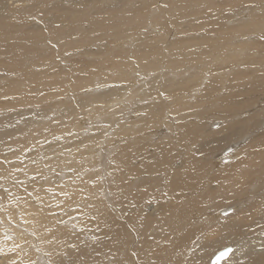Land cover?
<instances>
[{"label": "rangeland", "instance_id": "obj_1", "mask_svg": "<svg viewBox=\"0 0 264 264\" xmlns=\"http://www.w3.org/2000/svg\"><path fill=\"white\" fill-rule=\"evenodd\" d=\"M262 10H264V0H0V192L2 197L0 207L2 206V211L12 201L14 206H16L12 207V211L14 209L17 211L18 198L14 197L16 201L13 199L9 201L8 199L12 195L13 186V190L16 189L17 195H20L18 194L19 191H23L21 196L34 209L42 207L41 212L46 216L45 220L48 223L54 222L52 223L53 225L56 222L50 217L52 212L53 215H58L57 213H68L70 210H77L75 211L76 214L84 215L82 218L90 219V221L93 218L101 219L104 217L99 214L101 213V205L105 202V205L108 206V202L112 203L111 199L114 200V203L116 200L121 201L120 203L117 201L118 203L116 202V204H121L122 206L115 204V207L118 208L120 212L118 216L123 221L121 215L128 219L127 217L133 212V208H136L135 205L137 204L133 200V195L138 190L140 191V188L145 190V188L152 186L153 179H150V175L158 177L159 182L161 179L163 188L165 187L164 181L167 175L165 171L168 169H164L165 171L161 169L153 174L148 171V167L155 164L154 159L148 157V155L160 154L164 145L168 144L171 146L170 153L176 159L173 164L175 166L181 164V159H184V163L187 160L191 162L192 160L197 161L200 159L204 163L212 162V165L217 164L218 162H215V159L214 161L212 160L210 156L212 154L208 151V153L206 151L204 153V148L196 152L195 149L202 143V140L197 143L195 140V143H191L185 135V126L189 125L201 130L200 133H203L201 136L204 138L205 134L210 135L209 129L207 130L208 125H206L208 121L212 122L210 130L219 128L223 123L230 121L217 119L220 111L219 106L221 102L223 103V99L225 100L227 93L235 99L236 94L238 95L247 88V95L250 96L246 100L249 98L248 101L251 102L254 99L253 94L256 96L258 82L264 79V64H262L264 63V11ZM136 17L139 26H133L132 24L133 18ZM222 23H224L223 26ZM121 36L122 38H120ZM144 57L146 58L144 59ZM139 74H146V76L137 78ZM151 77H153V80L155 78L157 80L153 87L154 91L143 93L144 90H148V84L146 85L145 82L148 81L147 83H149L148 78ZM169 77L177 79L186 77V80L192 77L193 82L191 80L185 82L183 85L185 87L182 91L176 89L175 86L170 89L165 85L166 88H163L164 80ZM136 80L143 84L137 85ZM90 83L95 84L91 86ZM131 83L132 85H130ZM92 89L93 91H91ZM128 89L131 91L130 94H126ZM166 89L170 90V92H167ZM111 90L112 92L118 91L105 100L106 105H104L105 102L101 104V101L98 100L96 103L95 100L98 98L93 100L89 97L92 103H96L94 105L90 104L89 100L86 101L89 95L93 96V93L88 92H95L96 94V92ZM161 90H164L163 94L165 97ZM158 92L159 97H157ZM116 96L118 99H116ZM150 96L151 98L155 96V98L151 99ZM85 97L87 98L85 99ZM109 98H113L111 100L114 101L113 108L112 106L110 107L112 102H109ZM175 98L179 101H175ZM238 99L239 97L235 99L236 101L232 106L236 109L238 108L237 111H240L248 101L244 100V95H242L240 101ZM127 100L132 106L129 105ZM118 101L122 102L119 103ZM155 101L158 107H163L162 109L160 108L163 113L162 118L160 117L161 121L159 119L151 123L148 120V111L146 112L145 106L149 103L156 104ZM88 102L90 106L86 104ZM159 103L161 106H159ZM175 103L177 106L174 105ZM118 104L119 107L114 108ZM125 106L127 107L125 108ZM166 106H169L170 111ZM252 108L249 107L247 110L251 112ZM244 110L239 112V117L250 114L249 111ZM137 111L141 112L138 113ZM138 117L140 118L136 119ZM169 117L170 119L166 122ZM142 120L143 122H141ZM162 120L165 123H162ZM233 120L231 119L230 122ZM90 121L92 126H90ZM110 121L114 122L111 123ZM147 121L150 124H146ZM141 123H143V126ZM157 123L163 125V127L161 126L164 130L163 133L159 127L161 124L157 126ZM113 124L116 125L113 126ZM111 125L114 131H112ZM145 125H148V127L143 129ZM203 125L205 129H202L201 126ZM122 126L125 127L124 130L130 126L132 128L134 126L136 130L133 128L132 131L129 128L127 129L128 132L126 131V135L125 131L120 129ZM120 130L124 134H120ZM142 130L144 131L143 134ZM89 131H92V134ZM259 131L257 135L254 134L253 139L258 140L264 136L263 130L260 129ZM153 132H158L159 134L153 136ZM85 134H90L91 138L95 137L93 138L95 141L96 137H100L98 138L100 140L103 135L100 143L97 139L101 148L103 147L102 150H100L101 148L96 142L89 146V148L94 149L95 153L93 150L88 151V149L83 152V146L85 147V145L82 147L80 144L74 145V142L78 139H89ZM213 134L211 133L210 136L216 137L219 135ZM164 137H166L167 141L159 144ZM52 138L54 139L52 140ZM42 139H49V141L46 142L47 144H41L40 147ZM261 140L263 141V139ZM37 141L38 146L36 147ZM51 141H57L59 149L54 150L56 153L51 152L53 155L50 153L47 162H44L46 158H43V156H46V152L44 150L41 151V149ZM145 144L146 148H142ZM79 145L81 149L78 147ZM242 145H244L243 142ZM126 147L130 148L128 155L140 154V157L134 158L132 165H137V173L138 169L142 170L146 167L143 163L147 164V169L144 168L147 171L145 173L143 171L142 175H136L135 170L131 174L127 173L126 165H120L118 164L119 161L115 160V152L120 151L119 148H121L127 153ZM223 149H220L221 153ZM96 152L99 154L97 155ZM55 154L60 156H58L56 161L53 160L56 156ZM262 154L264 155V153ZM93 155L96 158H93ZM184 156L185 158H183ZM25 157H30L33 160V164L28 162ZM35 158H38V160ZM143 159L144 162L141 165L140 162ZM232 160L233 158L230 157L227 161ZM227 161L224 160L222 164L224 162L227 163ZM38 163H40V166L31 169L32 166ZM220 164L217 165V169L215 168L216 171L212 169L213 171L211 170L208 174H205L202 179L203 185L195 191L193 199L187 195L188 205L192 206L189 211L190 218L193 219L199 211L207 207L206 201L203 202L202 200V194L205 192L204 187L209 185L207 182H209L208 180L212 175L220 174L219 176L222 177L223 169L220 168ZM129 166H131L130 163ZM139 166L142 167L139 168ZM61 168L67 170L56 172ZM173 168L174 166L169 170ZM68 170L72 173V184L70 183L67 186L71 185L73 188L78 185L77 187L80 188V192L83 194L81 193L78 197H74L72 194L71 197L74 200H70L64 209L57 213H54V211L50 212L47 208L50 209L51 206L45 203L44 198L47 199L53 194L52 191L54 192V190L51 186L55 187L60 173L67 172L69 174ZM218 170L219 173L217 172ZM52 171L54 176H48ZM211 173H215V175H209ZM132 175L133 177H129ZM138 175L140 177L135 179ZM110 176L117 177L115 181L119 184H116V182L112 183V177ZM118 177H121V179H118ZM107 178L111 180H107ZM140 178L144 181L142 182ZM222 178L224 179L225 177ZM184 179L187 180L188 177ZM132 180H136L137 183L135 182L134 185L129 184V182H133ZM99 181L100 183L96 185V182ZM121 183L124 185L128 184V190L130 189L129 191L131 192L130 198L122 193L123 197H118L121 195V188L124 186ZM210 183V188H213V190L215 188V190L208 192L214 196L213 200H215L218 196L217 194L222 190L219 189L220 187L217 188V183L213 180ZM20 187L22 190H19L21 189ZM113 187L116 188L114 189ZM86 188L87 192L85 191ZM90 188L91 190H89ZM151 189L147 190L148 193L150 191L153 192L154 189ZM112 191L116 192V194ZM39 194L43 195L40 199ZM109 194L111 197H108ZM116 195L118 196L115 197ZM256 197L253 198L255 199ZM219 198L222 197H218L217 200ZM161 199L162 203H166L163 197ZM154 201L155 199L152 198V202ZM212 205L216 207L215 204ZM150 206L148 205V207ZM45 207L50 213L47 210H43ZM119 207L123 210L119 209ZM96 210L99 211L96 212ZM138 210L139 207L137 206L135 213H139ZM166 210L165 212L168 214L170 209ZM195 210L199 211L195 212ZM191 212L194 214L192 215ZM123 213L128 214L125 215ZM17 214L19 215V212ZM74 216L72 215V217ZM189 217L183 223L184 230L178 229L179 232H186L191 226L196 228L190 225L189 222L192 219ZM164 220L165 218L162 219L163 224L149 222V225L146 226L148 227L146 230H149V233H152L151 235H156L154 237L155 243L147 238L149 243L158 245L155 246L156 251H158V247L161 248L164 245L162 248H166L170 244L168 238L171 225ZM98 225L99 223L96 224V226ZM163 227L164 229H161ZM204 230L200 232L203 237L206 234ZM51 231L53 229L48 232ZM74 233H76L75 229ZM181 235H183V232ZM260 235L262 236V234ZM97 237L94 234L91 235L92 240L97 239ZM246 238H249L248 240L253 239L251 235ZM66 240L64 243L68 245V241L71 242V240H68V237H66ZM136 241L137 239L134 242L132 239L130 242L132 246L128 244L130 248L127 247L126 249L130 251L133 246L137 245L138 241ZM193 241V246L189 247V251L187 250V257H190V253H193L198 248L197 237ZM243 241L244 239L241 242ZM95 243L94 250H92L91 244L88 245L91 250L88 252L90 255L99 251V247L102 248L100 240H96ZM75 244L76 240L73 241L72 239L71 245L74 247ZM249 244L251 243H247L244 246L246 251L251 248ZM57 246H47L46 257L56 251ZM73 247L71 248L68 245V251L61 254L62 257L56 255V258L59 260L61 258L64 260L68 259L67 253L73 250ZM104 250L100 254L102 258L109 259L105 264H110V255ZM257 251L261 252L264 249ZM176 257L177 255L170 256L169 261L170 259L171 261L169 264H180L181 262L175 261ZM241 260L242 258L239 260L238 257H235L230 264H235ZM186 261L187 259H185ZM250 261L252 262L254 259ZM250 261L248 264H250ZM148 262L155 263L152 256H149Z\"/></svg>", "mask_w": 264, "mask_h": 264}, {"label": "bare ground", "instance_id": "obj_2", "mask_svg": "<svg viewBox=\"0 0 264 264\" xmlns=\"http://www.w3.org/2000/svg\"><path fill=\"white\" fill-rule=\"evenodd\" d=\"M262 11H264V10H262ZM125 23H127V22H125ZM224 23H222V26ZM132 24H133V26H139V22H138L137 17L133 18ZM259 25H261V24H259ZM243 29H244V27H243ZM120 38H122V36ZM128 40H130V39H128ZM173 41H174V39H173ZM145 58L146 57H144V59ZM259 64H260V62H259ZM262 64H264V63H262ZM120 73L122 74V72H120ZM141 76H146V74L145 75L139 74V75H137V78H139ZM153 77L148 78L149 83H147L148 81L146 80L147 82H145V83H146V85L148 84L147 85L148 90H144L143 93H146L148 91L153 90V87L157 82L156 78L153 80ZM132 78H134V77H132ZM185 78L186 77H183L182 79H177L175 77H169L168 79L164 80L163 88L165 87V85L168 86L170 89L172 86H175L176 89H179V91H182L183 88L185 87V86H183L185 82H187L189 80H191V82H193L192 77H190L189 80H186ZM135 79H136V77H135ZM135 79H133V80H135ZM133 80H132V82H133ZM129 83H130V81H129ZM141 83L142 82L137 81V85L138 84L142 85L143 83L142 84ZM258 83H259L258 86L257 87L255 86L257 89L256 90L257 94H256V96H255V94H253L254 99L251 102L248 101L249 98H248V100H246L247 97L250 96V95L249 96L247 95L248 94L246 92L247 88L245 89V91H241L238 95L237 94L235 95V99L237 97H239V99H238L239 101H240L242 95H244V97H245L244 100L248 101L245 103V105H243V107L240 111H243V109H245L244 111H246L247 108L253 107L251 112L249 110H247L250 113L248 116H242V117L238 116L240 111H237L238 108L236 109L232 106V104L235 103L236 100L234 98H232V96H230V94L227 93V96H225V100L223 99V103L221 102V104L219 106L220 111L217 115V119H222V120L227 119L230 121H231V119H234V120L232 122L229 121L227 123H223V125L221 127L216 128V129H212V130H210V126H211L212 122L208 121V123L206 124V125H208L207 130L209 129L210 135H211V133H214L213 135L219 134L218 136L211 137L209 134H205L204 138H203V136H201L203 133H200L201 130H197L193 126H189V125L185 126V135L191 143H195V142L197 143L198 141L202 140L201 141L202 143L200 145H198L197 148L195 149L196 152L200 151L201 148H204V153L206 151V153L209 152L210 154H212L210 156L212 157L213 161L215 159V162H218L217 164L212 165L211 164L212 162L211 163H208V162L204 163L200 159H198V160L196 159L197 161L192 160L191 162H189L190 160H187V162H186L187 164H186L183 161L184 159H181V161H180L181 164L179 166H175L173 164H174V160H176V159L170 153L171 146L168 144L164 145L165 143L163 144L164 147L162 148L163 150L160 152V154H158V155L152 154L151 156L148 155V157L154 159L155 164H152L148 167L147 164L143 163L144 159L141 162L139 161L141 165H142V163H143V165H146V167H144V168L147 169V167H148V171L151 174H153L157 171H160L161 169L162 170L168 169L167 171L164 170L167 174L165 176L166 180L164 181L165 178L163 179V181L165 182V187L163 188V185L161 183V179L159 182L158 177H152V175H150V179H153V181L151 183L152 186L150 185L151 187H147V188H145V190H142L143 188H140V191L138 190L137 193L135 192L136 194H134V195L132 194L133 200L137 204V205H135L136 208H137V206L139 207V210H138L139 213H135L136 208H133V210H132L133 212L127 217L128 219H126V217L125 218L122 217V215H121V219L123 218V221L120 220V218H119L120 216H118V214H120V212L118 211V208L115 207V204L118 200H116V202L114 203V200H112L111 198H109V199H111L112 203H109L107 201L108 206L105 205V202H103L101 205V208H100L101 213H99V214H102L101 216H104L101 219L93 218V220L90 221V219L82 218L84 215L81 216V214L80 215L76 214L75 211H77V210H75V211L70 210V212H68V213H64V212H62L61 214L57 213V212H60L62 209H64L69 204L68 202L70 200H72V201L74 200L71 197L72 194L74 195V197H78L82 193V192H80L81 191L80 188L77 187L78 185H75L73 188L71 185L67 186L70 183L72 184V173L69 170H68L69 174H67V172L63 173V174L60 173V175L58 176L57 183H56L55 187L51 186V188L54 190V192H53L51 189L53 194L47 199L44 198L45 203H47V205L49 204L51 206L50 209L49 208H47V209L50 212L54 211V213L56 212L58 214V215H53V212H52V215H51V213L46 209V207L43 209L44 211L47 210L50 213V217H52L55 220L56 223L54 225L52 224L54 222L48 223V221L45 220L46 216L44 215V213L41 212L42 207H39V208L37 207L34 209V207L29 205L27 203V201L23 198V196H21L22 195L21 193L23 191H19L18 194H20V195H17L16 189L13 190V186H12V193H11L12 195L8 199H9V201H10V199L15 200L14 197L16 196L18 198V204H16V205L19 209L17 208V211H16V209H14V211H12V207H16L12 203L13 201L8 203L9 206L7 205L6 209L3 211H2V206L0 207V264H105L106 261L109 259H105L104 257L102 258V255L100 254V252H102L105 248L106 249L104 251H107V253L110 255V258H111L110 264H169L171 261V259L169 261V258H170V256H173V255H177V257L175 258L176 260L175 259L174 260L176 262H181L180 264H212L211 263L212 257L218 251H220L221 249H223L227 246L231 247V251L227 257H225L219 261V264H230V262L235 257H238L239 260L242 258L241 261H237L235 264H248V262L251 259H254V261H252V262L250 261V264H264V251H261V252L257 251L259 249H261V250L264 249V155L262 154V153H264V136H262L258 140L253 139L254 134L257 135V133L260 132L259 131L260 129H262L264 132V79L260 80ZM94 84H91V86ZM101 84H98V85L103 86ZM130 85H132V83ZM187 85H189V84H187ZM95 86H97V85H95ZM126 86H128V85H126ZM130 89L127 90L126 94L127 93L130 94V92H131V91H129ZM156 89H155V91H156ZM158 89H159V86H158ZM158 89H157V91H158ZM164 90L163 91L161 90L162 94H163ZM91 91H93V89ZM117 91H114V92H112V90L107 91V92H103V91L101 92L100 91L99 93L96 92V94H95V92H88V93H93V96L89 95L88 99H86L87 97H85V99L87 101V100H89V97H90V99H93V100L95 98H98L95 100V102L97 103V100H98V101H101L100 103L102 104L105 102V100L108 99V97H110L112 94L116 93ZM108 92H110V93H108ZM159 92H160V90H159ZM159 92H158L157 97H159ZM167 92H170V90H167ZM250 93L252 94L251 91H250ZM152 94H153V92H152ZM172 94H173V92H172ZM163 96L165 97L164 94H163ZM173 96H174V94H173ZM173 96H171V97L173 98ZM251 97H252V95H251ZM251 97H250V99H251ZM103 98H104V100H103ZM146 98H148V97L146 96ZM150 98H151V96H150ZM150 98H149V100H150ZM153 98H155V96L152 97L151 99H153ZM116 99H118L117 96H116ZM111 100H113V98L109 100L110 103L112 102V105H110V107L112 106V108H113V104H114L113 102L114 101H111ZM176 100H178V99L175 98V101ZM89 101L91 104L92 103L91 100H89ZM118 102H115V103H118ZM120 102H122V101H120ZM127 102H128V100H127ZM96 103L93 102L92 104L94 105ZM176 103L174 105L177 106ZM86 104L88 105L89 102ZM90 104H89V106H90ZM106 104L107 103L105 102L104 105H106ZM129 105H131V103H129ZM116 106L114 108H118L119 104L117 107ZM159 106H161L160 103H159ZM234 106H235V104H234ZM126 107L127 106H125V108ZM134 107H135V105H134ZM166 107H168V109L170 111L169 106H166ZM105 108H106V106H105ZM112 108H110V109H112ZM160 108L161 107H158L157 102H156V104H151V103L146 104L145 110H146V112L148 111V114H147L148 120L151 123L155 120L158 121L160 119V117L162 116L163 112H161V109L163 107L161 109ZM120 112H122V111H120ZM126 112H127V110H126ZM130 112H132V110H130ZM140 112H138V113H140ZM142 113H144V112L142 111ZM134 115H136V114L134 113ZM80 118H81V116H80ZM139 118L140 117H138L136 119H139ZM143 119H145V118H143ZM169 119H170V117L167 118L166 122ZM81 120H83V119H81ZM86 121L88 123V119ZM130 121H132V120H130ZM159 121H161V119ZM92 122H93V120H92ZM113 122H111V123H113ZM133 122H135V121L133 120ZM141 122H143V120ZM162 123H165V121L162 120ZM230 123H231V125H230ZM141 124L143 126V123H141ZM146 124H150V123L147 121ZM158 124L159 123H157V126H158ZM167 124H169V123H167ZM114 125H116V124H113V126ZM165 125H164V127H165ZM90 126H92L91 121H90ZM154 126H156V125L154 124ZM154 126H153V128H155ZM161 126L163 127V125L161 124L159 126L161 132L163 133L164 130L162 129ZM82 127H83V125H82ZM102 127L104 128V126H102ZM122 127L120 129L124 130L125 127H123V128ZM147 127H148V125H145L143 127V129L147 128ZM201 127H202V129H205L204 125ZM129 128L132 131H133V128L135 129L134 126H133V128L131 126ZM129 128H127V129H129ZM111 129H112V125H111ZM111 129H110V131H111ZM127 129L124 130L125 131L124 133H126V135L128 132ZM141 129H142V127H141ZM80 130H81V128H80ZM84 130H86V129H84ZM112 131H114V130L112 129ZM89 132L91 133L92 131H89ZM143 132L144 131L142 130V134H143ZM158 132H153L152 135L157 136V134H159ZM121 133H122V131L120 130V134ZM124 133H122V134H124ZM70 135H71V133H70ZM85 135L88 136L89 139L88 138H84V139L82 138L81 140L80 139H78L77 141L74 140L75 141L74 145L80 144L81 147L83 145H85V147L83 146V152H85L87 149H88V151H92V150L94 151V149H92L91 147L89 148V146H91L94 142H96V144H97L98 143L97 139L100 137H96V141H95L93 139L95 137L91 138L89 136L90 134H85ZM114 135H115V133H114ZM99 136H101V135H99ZM102 137H103V135H102ZM102 137H101V139H102ZM110 138H109V140H110ZM165 138L166 137L162 138L160 140L159 144L166 142L167 139H165ZM53 139L54 138H52V140ZM112 139H114V138L112 137ZM261 139H263V141ZM100 140H99V143H100ZM41 141L42 142L40 143V147H41V144L44 145V143L48 142L49 139H42ZM85 141H87V142H85ZM105 141H104V143H105ZM242 142L244 143V145H242ZM37 143H38V141L36 142V144ZM99 143L97 145H99ZM57 144H58L57 141L56 142L51 141L48 143V145H45L44 148L41 149V151L44 150L46 152V156H43V158H46V159H44L45 160L44 162H47V158L50 156L51 152L56 153L54 150L59 149V146ZM80 145L78 147L81 149ZM86 145L88 146V148H86L87 147ZM95 145H93V146H95ZM37 146H38V144L36 145V147ZM100 148H101V146H100ZM102 148L100 150H102ZM126 148H127V153H126V151H123L124 149L122 150L121 148H119L120 151L115 152V160L116 161L118 160L119 161L118 164H120V165H126L127 173L131 174L132 172H134V170L135 171L137 170V165L132 166L133 160L137 156L140 157L139 156L140 154L128 155L130 148H128V147H126ZM140 148H141V146H140ZM142 148H146V144ZM221 148L222 149L224 148L222 153L220 150ZM89 149H91V150H89ZM159 149H161V148L159 147ZM219 150H220V152H219ZM94 153H95V151H94ZM96 154L98 155L99 153L96 152ZM58 156H59V154H57L53 158V160L56 161ZM113 156H114V154H113ZM206 156H208V155H206ZM94 157L95 156L93 155V158ZM230 157L233 158V160L227 161L230 159ZM144 158H146V157H144ZM183 158H185V156ZM25 159L28 160V162H30V163L33 162V160L30 159V157H25ZM35 159L38 160V158H35ZM222 160L223 161L226 160L227 163L224 162V164H222L223 163ZM135 161H137V160H135ZM41 162H42V160H41ZM110 162H113V161H110ZM129 163L131 166H129ZM118 164H116V165H118ZM219 164H220V168L224 170V172L222 170V174H223L222 177H225V178L223 179L221 176H219L220 174H218L216 176L212 175V174L215 175V173L209 174V175H212L208 180L209 182H207L209 185H206L204 187L205 192L202 194V196H203L202 200H203V202L206 201L205 204H207V207L201 211L195 210V212L199 211L200 213L198 212V214L195 215V217L193 219L190 218L189 217V211L191 210L190 208L192 206L188 205L187 195H189V198L193 199L195 191L198 189V187L203 185L202 179L205 176V174L206 173L208 174V172H210L212 169L215 170V168ZM37 166H40V163L32 166L31 169H35ZM173 166H174V168L169 170ZM141 167L139 166V168H141ZM104 168H105V166H104ZM144 168L142 170L138 169L139 170L138 173L136 171L135 174L136 175L137 174L142 175L143 171H144L143 173H145L147 171V170L145 171ZM60 170H67V169L61 168V169H58L56 172L59 173ZM104 172H105V170H104ZM217 172L219 173V170ZM84 173H86V172H84ZM135 174L133 173V175H135ZM107 175H108V173H107ZM133 175L129 176V177H133ZM139 175L136 176L135 179H138L140 177ZM48 176L53 177L54 176L53 171L51 172V174H48ZM110 177H112V176H110ZM125 177H127V176L125 175ZM187 177H188V179L185 180L184 178H187ZM116 178L112 177V183L116 182L115 181ZM50 179H52V178H50ZM108 179H110V178H107V180ZM118 179H121V177L120 178L118 177ZM210 179H212L215 183H217V186H218L217 188L220 187L219 188L220 190L226 191V192L221 191V192H219V194H217L218 195L217 198L218 197H222V198H219L218 200L216 198L215 200H213L214 196L210 195V192H208L210 190H213V188H210V184H211L210 182L212 181ZM84 180H86V179H84ZM75 181H77V180H75ZM100 181H102V180H100ZM100 181L96 182V185H97V183H100ZM124 181H126V180H124ZM141 181H142V179H141ZM135 182H136V180H134L133 182H129V184L134 185ZM117 183L118 182H116V184ZM116 184H114V185H116ZM121 184H123V183H121ZM140 184H141V182H140ZM101 185H102V183H101ZM127 185L128 184L124 185L123 188H121L122 191L120 192V194L122 193L124 196L127 195V197L130 198L129 195L131 192L129 191L130 189L128 190ZM47 186H48V184H47ZM137 186H138V184H137ZM80 187L83 188V186H81V185H80ZM88 187H89V185H88ZM93 187H94V185H93ZM120 187H121V185H120ZM87 188L85 190L86 192H87ZM107 188H109V187H107ZM113 188L115 189L116 187H113ZM151 188L154 189L153 192L150 191V193H148L147 190L151 189ZM19 190H22V188ZM82 190L84 191V189H82ZM89 190H91V188ZM120 190H118V191H120ZM214 190H215V188H214ZM95 191H96V189H95ZM86 192H84V193H86ZM112 192L114 193V191H112ZM143 192H145V193H143ZM49 193H50V190H49ZM49 193H47V194H49ZM96 193H97V191H96ZM114 194H116V192ZM117 194H119V192H117ZM122 194L119 196L116 195L115 197L118 196L121 198V197H123ZM168 195H169V197H168ZM214 195H215V193H214ZM29 196H31V195H29ZM96 196H97V194H96ZM109 196H110V194L108 195V197ZM42 197H43V195L39 194V199ZM97 197H99V196H97ZM127 197H126V199H127ZM162 197L165 199L166 203L161 202ZM253 197H256V198L254 199ZM1 198L2 197H1V192H0V202H2ZM100 198H101V196H100ZM152 198L155 199L154 202H152ZM30 200H31V197H30ZM99 200H102V199H99ZM168 200H169V202H167ZM92 202H93V200H92ZM118 202L120 203L121 201L119 200ZM38 203H40V202H38ZM74 204H76V203H74ZM212 204H215L216 207H214V205H212ZM116 205H119V204H116ZM148 205H151V206L148 207ZM226 208L229 209V210H227V213H222V211ZM108 209L110 210V212ZM119 209H122V208L119 207ZM150 209H152V210L150 211ZM166 209L167 210L170 209L168 211V214L165 212ZM145 210H148L150 212H147V211L145 212ZM83 211H85V210H83ZM90 211L92 212L91 209H90ZM97 211H99V210H96V212ZM14 212H16L15 217L13 216ZM17 212H19V215L17 214ZM128 213H129V211H128ZM123 214H125V213H123ZM127 214H125V215H127ZM193 214L194 213H192V215ZM72 215H75V216L72 217ZM92 217H93V215H92ZM188 217L190 219H192L189 222L190 225H193L196 228H193L191 226L188 228V230L186 232L185 231L179 232L178 229L184 230L183 223L188 219ZM163 218H165L164 221L169 222L171 225L170 226L171 230L169 231L170 236L168 238L170 244L168 246L169 248L168 247H166L167 249L165 247L162 248L164 246L163 245V246H161V248L158 247L159 249H157L158 251H156L155 246H158V245H156V244L154 245V244L148 242L149 240H153V242L155 243L154 237L156 235H154V234L151 235L152 233H149V230H146L148 228L146 226L149 225L148 224L149 222L162 223ZM97 222L99 223V225H98L99 228H97L98 226H96V224H98ZM165 225H166V223H165ZM186 226H188V225H186ZM51 229H53V231L48 232ZM74 229L76 230V233H74ZM161 229H164V227ZM203 230L206 233L205 237H203V235L201 236V233H200ZM28 231H29V233H28ZM101 231H102V233H101ZM182 232H183V235H181ZM93 234L98 236L97 239H95V240L93 239L94 241L91 238V235H93ZM259 234H262V236L261 235L259 236ZM157 235H158V233H157ZM250 235L252 236L253 239L248 240L249 238H246V237H249ZM66 237H68V240H71V242H72V239H73V241L76 240V244L73 247L71 245V242L68 241L67 244L69 246H71V248L73 247V250H71L70 252L67 253L68 259L64 260L61 258V260H59L58 258H56V255H60V257H62L61 254H64L68 251V245H65V243H64L66 240ZM196 237H197V243L199 244L198 248L195 249V251L193 253H190V255H191L190 257H187L188 256L187 250L189 251V247L191 248V246H193L194 243H192V241ZM134 238L137 239L139 244L136 243L137 245L133 246V248H131L130 251H128L126 248L127 247L130 248L128 244H130L132 239L134 242V240H136ZM147 238L149 239L148 241H147ZM84 239H86V240H84ZM243 239H244V241L241 242ZM83 240H84V243H83ZM96 240H100L102 248L97 247L99 249V251L95 250L96 252L94 254L90 255L88 252L91 250L88 248L89 247L88 245L91 244L93 247L92 250H94L95 245H96V243H95ZM159 240H157V241H159ZM247 243H251V244H249V246L251 248L246 251L244 249V246ZM55 245H58L57 249L55 248L56 251H54L51 255H48V257H46V249H48L47 246L53 247ZM130 246H132V245L130 244ZM97 255H99V256H97ZM149 256L153 257L155 263L148 262ZM185 259H187L186 262H185ZM103 260H105V261L103 262Z\"/></svg>", "mask_w": 264, "mask_h": 264}, {"label": "water", "instance_id": "obj_3", "mask_svg": "<svg viewBox=\"0 0 264 264\" xmlns=\"http://www.w3.org/2000/svg\"><path fill=\"white\" fill-rule=\"evenodd\" d=\"M223 161V160H222ZM227 210H229L228 208L224 209L222 211V213H227ZM231 251V247L227 246L223 249H221L220 251H218L213 257H212V260H211V263L212 264H219V261L225 257H227L229 255Z\"/></svg>", "mask_w": 264, "mask_h": 264}]
</instances>
